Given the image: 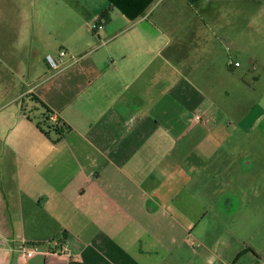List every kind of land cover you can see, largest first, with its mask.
I'll use <instances>...</instances> for the list:
<instances>
[{
	"label": "crops",
	"instance_id": "0c3cea01",
	"mask_svg": "<svg viewBox=\"0 0 264 264\" xmlns=\"http://www.w3.org/2000/svg\"><path fill=\"white\" fill-rule=\"evenodd\" d=\"M63 1L89 30H36L44 71L0 90V264L34 244L69 255L29 264H263L264 0L113 7L112 30L108 0ZM21 32L0 30V61Z\"/></svg>",
	"mask_w": 264,
	"mask_h": 264
},
{
	"label": "rangeland",
	"instance_id": "374dc122",
	"mask_svg": "<svg viewBox=\"0 0 264 264\" xmlns=\"http://www.w3.org/2000/svg\"><path fill=\"white\" fill-rule=\"evenodd\" d=\"M78 6L83 8L81 4H85L88 0H79ZM98 6V2L90 0L89 7ZM77 14V13H76ZM117 16H122L120 12ZM78 16V15H77ZM82 17V16H80ZM105 26H111L110 30L118 26L117 21L111 23L109 20ZM89 30L85 21L76 17L68 8L63 0H0V30H22V36H16L14 42V58L17 66H11L0 61V90L1 86L15 87L16 92L24 89L27 83H36L41 70L44 71L43 64H39V58H36V53L29 54V49H26L29 44L31 48L44 53V44L42 41L36 42L33 36L36 30ZM44 38L48 39L47 34H43ZM42 36V39H43ZM19 37V38H17ZM52 39H48L49 42ZM52 56L56 57L52 54ZM47 58V57H46ZM30 61V62H29ZM31 64V71H30ZM23 77L27 80L23 83ZM234 82V81H233ZM239 84V80H235ZM234 97V96H233ZM234 100L229 99V107ZM256 103V100H255ZM37 116V115H36ZM52 120H54L52 118ZM218 235V233H217Z\"/></svg>",
	"mask_w": 264,
	"mask_h": 264
},
{
	"label": "trees",
	"instance_id": "16d2710c",
	"mask_svg": "<svg viewBox=\"0 0 264 264\" xmlns=\"http://www.w3.org/2000/svg\"><path fill=\"white\" fill-rule=\"evenodd\" d=\"M110 2V7L102 12V18L110 20V15L112 8L115 7L119 9L128 19L136 20L143 16L150 6L157 0H108ZM33 100L38 105L39 109L42 110V114L39 116L38 127L47 136L54 135L55 141H59L65 134L70 130V127L64 124L60 120L53 121L52 118L54 114L49 110V108L39 99L33 98Z\"/></svg>",
	"mask_w": 264,
	"mask_h": 264
},
{
	"label": "built area",
	"instance_id": "2783aa9c",
	"mask_svg": "<svg viewBox=\"0 0 264 264\" xmlns=\"http://www.w3.org/2000/svg\"><path fill=\"white\" fill-rule=\"evenodd\" d=\"M103 29L102 25L96 26L94 31H100ZM66 57L67 53L62 50L59 52L58 57H54L52 55L47 56V62L49 66L54 70H60L65 64H66ZM233 63L230 62V65ZM235 66H239V64H234ZM195 120L201 121L202 116L201 115H196ZM55 247H51L48 245L47 248L39 245V244H34V245H25L23 248L20 249L19 251V256H18V264H29V261L34 258L35 256L38 255H45V256H55V255H69L68 254V249L65 245H60V244H53ZM264 264V260H263Z\"/></svg>",
	"mask_w": 264,
	"mask_h": 264
}]
</instances>
